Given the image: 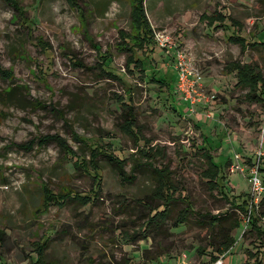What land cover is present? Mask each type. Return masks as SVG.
Wrapping results in <instances>:
<instances>
[{
	"label": "rangeland",
	"instance_id": "obj_1",
	"mask_svg": "<svg viewBox=\"0 0 264 264\" xmlns=\"http://www.w3.org/2000/svg\"><path fill=\"white\" fill-rule=\"evenodd\" d=\"M98 1L0 0V264H34L41 248L42 264H210L223 255L225 264H264V240L232 204L249 196V174L231 173L237 155L247 168L262 153L264 179V104L248 102L225 70L238 61L264 75V44L252 46L264 43V0H164V9L144 0L152 18L171 12L151 24L199 75L192 107L175 92V50L167 55L156 42L151 57L135 55L144 72H129L118 44L119 30L131 28L130 5L110 0L103 13ZM220 13L224 24L206 26L203 15ZM236 33L245 50L230 43ZM103 55L118 78L102 75ZM129 107L138 142L122 129ZM93 149L125 160L127 173L139 164L136 180L123 183L104 156L77 169ZM206 150L226 176L229 201L207 186ZM160 181L175 186V202L163 206L168 188L153 199ZM71 191L91 201L63 200ZM183 201L192 212L175 227ZM163 210L164 220L150 222ZM213 216L226 229L240 222L221 254Z\"/></svg>",
	"mask_w": 264,
	"mask_h": 264
},
{
	"label": "trees",
	"instance_id": "obj_2",
	"mask_svg": "<svg viewBox=\"0 0 264 264\" xmlns=\"http://www.w3.org/2000/svg\"><path fill=\"white\" fill-rule=\"evenodd\" d=\"M132 10L130 14V26L129 32L125 30H119V37L120 42L118 44V50L126 55L127 57V68L128 71H131V66L134 65V68H140V71L144 72V62L142 59L137 58L135 59V55L137 52H141L147 57H151L152 54L155 52L156 47V40H155V33L153 26L148 18L147 10L145 7L144 0H133L132 1ZM204 20H208L209 24L213 26L216 21H222L224 22L225 17L218 16L217 17H203ZM229 40L233 44H238L242 47L243 50H245L249 43L247 39H245L243 36L236 34L229 38ZM259 44H264L262 42L254 43L252 46L257 47ZM108 57L103 55L102 56V67H101V73L102 75H107L109 77H116L108 67L107 65ZM225 70L228 73H235L237 78V86L246 90L247 93L245 95V99L250 103H257V104H264V75L262 71L254 64L252 63H241L238 61L230 62L226 67ZM118 78V77H116ZM120 79V78H119ZM165 84V81H164ZM169 88H171V85H168ZM9 93V91H8ZM10 94V93H9ZM130 94V93H129ZM127 106V105H125ZM136 118L132 113V107H129L126 111V115H124V123L122 125V129L127 135H130L134 141L138 142V135L135 133L136 128ZM40 142L45 143L46 139H42ZM94 151L90 154V161H86L84 158L82 162L77 166V169L79 170H85L88 169L89 163L91 165H97V159L99 156H104L105 159L115 167L117 174L120 178V180L123 183H133L134 180H136L135 173L139 170L138 167H140L139 164H135L132 168L131 173H127L126 171V161L120 159L119 157L103 153L102 155H99L98 152L93 149ZM143 155L147 158H151V154L146 151L142 150ZM101 153V152H100ZM205 156L207 159V169L203 172L204 176L207 178V186L211 191H218V193L224 198L226 201H229V197L226 193V176L222 170V168L217 165L214 161L213 155H211V151L206 150ZM96 167V166H95ZM262 168V167H261ZM260 168V170H261ZM96 173L98 172V168H95ZM167 172V171H166ZM157 174H161L162 172L156 171ZM98 174V173H97ZM164 174V173H163ZM165 177L167 175L164 174ZM96 177H98L96 175ZM169 182H158V185L156 187V190H154V193L152 194L155 199L156 196H159L163 193H165V190L168 188L170 191L173 189L172 194L165 193L166 203L163 204V206L171 204L175 202V195L176 188L175 186L170 183V187L168 186ZM168 194V195H166ZM163 198L162 196H160ZM245 197V198H244ZM90 196L87 195H80L78 193H75L73 191L68 192L65 195H62V199L67 201L69 199H75L80 201L83 205L88 204L91 199ZM243 201L240 204L235 203V201L232 202L233 205L236 206L238 210H240L243 214H248L249 212V202H250V196H243ZM52 199L51 194L46 189L45 191V201L49 205V201ZM59 200L61 198H58ZM184 200V199H183ZM187 204V206L180 212L178 215V218L176 219L174 226L179 227L182 224H185L188 221V217L190 212H192L191 207L188 202L183 201ZM166 217V210L158 211L156 217H153L150 222L155 223L164 220ZM251 231L255 234V236L258 239L264 240V229L259 225V222L261 219L264 218V198L261 201L260 204V210L259 211H253L252 217H251ZM210 226L211 228H219V235H217L216 241H219V246L217 248V251L221 253L229 251L236 243V240L234 237L231 236V233L238 229L240 226V222L236 219L233 223H231L230 228L226 229L221 225V220L218 217H211L210 219ZM42 255H43V248L39 249L37 260L34 262V264H42ZM219 257H214L213 260L216 261ZM260 264V263H259Z\"/></svg>",
	"mask_w": 264,
	"mask_h": 264
},
{
	"label": "built area",
	"instance_id": "obj_3",
	"mask_svg": "<svg viewBox=\"0 0 264 264\" xmlns=\"http://www.w3.org/2000/svg\"><path fill=\"white\" fill-rule=\"evenodd\" d=\"M155 33V30H154ZM155 40L163 49L167 52V55L170 54L171 50H175V59L177 65L175 66L177 71V83H176V93H179L181 100L189 106H194L200 99H194L192 94L195 92V82H197L199 75L197 72H193L189 67V62L187 56L183 50L179 49L175 43L170 42V38L164 36L163 34H155ZM195 80H194V79ZM263 154L258 153L253 165L251 167H244L243 161L240 156L235 157V161L231 166V173H246L249 174V182L251 184L250 202H249V212L245 215L244 222L242 226H247L251 224V217L253 211L260 210L261 201L264 198V179L261 174V158ZM264 222V218L262 219ZM226 256H220L216 261H213L210 264H225Z\"/></svg>",
	"mask_w": 264,
	"mask_h": 264
},
{
	"label": "crops",
	"instance_id": "obj_4",
	"mask_svg": "<svg viewBox=\"0 0 264 264\" xmlns=\"http://www.w3.org/2000/svg\"><path fill=\"white\" fill-rule=\"evenodd\" d=\"M128 1V4L130 5V8L132 7V1L133 0H127ZM97 5H96V7H98V8H100L99 10H101L103 13H107L108 12V10H109V8H110V0H99L97 3H96ZM154 4L156 5V8H163L164 9V7L165 6H168L167 4H166V2H164V0H155L154 1ZM131 10H132V8H131ZM169 11H170V9H169ZM172 11V10H171ZM130 14H131V11H130ZM147 15H148V18H149V20H150V22L151 23H156V24H159V23H161L163 20H165L167 17L168 18H170L169 16H171V12H170V14L169 15H167V13H164V14H158V16H156V17H154V18H152V16H151V14L150 13H148L147 12ZM218 16H223V17H225V15H221V13L220 14H218L216 17L218 18ZM203 17H208L207 15H203L202 16V18ZM209 17H213V16H209ZM208 21V20H207ZM225 21H226V18H225V20H224V22H222V21H216L215 22V24H218V23H222V24H224L225 23ZM235 25H240V23L238 22V21H232ZM215 24H213V26L214 27H216L215 26ZM153 26V25H152ZM206 26H212V25H210L209 24V21L207 22V24H206ZM236 34H239V33H236ZM233 35H235V34H233ZM232 35V36H233ZM232 36H230V37H232ZM229 37V38H230ZM245 38V37H244ZM246 39V38H245ZM230 41V40H229ZM230 43H232L231 41H230ZM238 45V44H237Z\"/></svg>",
	"mask_w": 264,
	"mask_h": 264
}]
</instances>
